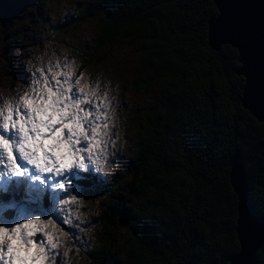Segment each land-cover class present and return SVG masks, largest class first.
<instances>
[{
    "label": "trees",
    "instance_id": "1",
    "mask_svg": "<svg viewBox=\"0 0 264 264\" xmlns=\"http://www.w3.org/2000/svg\"><path fill=\"white\" fill-rule=\"evenodd\" d=\"M1 1L15 15L27 2L45 4ZM84 1V16H70L74 25L80 24L78 17L94 23V50L125 43L135 55L134 89L158 90L125 168L110 180L92 174L79 182L119 188L109 195L117 205L108 203L100 214L98 239L102 247L120 246L115 255L102 248L93 257L98 264H230L240 250L230 160L241 152L251 204L264 221V123L243 106L238 50L210 46L209 20L218 14L217 5L213 0ZM97 53L81 61L99 65L103 58ZM125 212L131 236L121 240L117 229ZM258 259L264 264V246Z\"/></svg>",
    "mask_w": 264,
    "mask_h": 264
},
{
    "label": "snow or ice",
    "instance_id": "2",
    "mask_svg": "<svg viewBox=\"0 0 264 264\" xmlns=\"http://www.w3.org/2000/svg\"><path fill=\"white\" fill-rule=\"evenodd\" d=\"M235 27L225 6L216 32ZM32 76L22 95L0 97V264H70L57 223L71 224L79 182L115 147L113 105L98 82L81 85L74 61Z\"/></svg>",
    "mask_w": 264,
    "mask_h": 264
},
{
    "label": "rangeland",
    "instance_id": "3",
    "mask_svg": "<svg viewBox=\"0 0 264 264\" xmlns=\"http://www.w3.org/2000/svg\"><path fill=\"white\" fill-rule=\"evenodd\" d=\"M43 1L45 4L41 6L37 3L23 4L24 10L17 15L0 2V97L8 100L22 95L33 78L32 74L41 67H47L57 60L62 64L74 61L76 75L83 73L81 85L98 82L100 91L107 92L113 105L110 112L115 147L109 149L107 162L94 173L98 178L110 180L114 173L125 168L134 153L136 134L143 118L155 109L158 101L157 87L134 89V76L138 72L132 48L117 42L105 52L97 53L92 44L94 23L78 17L80 24H73L75 20L70 15L82 16L88 1ZM7 30H11L9 34ZM94 53L103 58L102 63L96 65L91 61L83 64L81 58L89 59L94 57ZM140 77L145 76L140 74ZM117 186L87 188L79 184L83 200L78 206L73 205L76 211L71 217V224L57 223V227L63 229L61 239L65 243L62 250L70 264H98V259L92 253L99 255L96 252L102 248L108 255L110 251L115 255L120 244L113 249L102 247L98 234H101L100 214L107 209L108 203L116 204L109 195H112V191H119ZM129 228L121 225L117 229L118 238L129 239ZM48 230L52 231V227L49 226ZM108 261L111 262V259Z\"/></svg>",
    "mask_w": 264,
    "mask_h": 264
},
{
    "label": "water",
    "instance_id": "4",
    "mask_svg": "<svg viewBox=\"0 0 264 264\" xmlns=\"http://www.w3.org/2000/svg\"><path fill=\"white\" fill-rule=\"evenodd\" d=\"M218 14L209 20V43L219 51L223 45H231L239 52L240 75L245 77L242 96L243 106L264 123V0H213ZM225 6L234 14L236 27L224 35H218L215 21L223 15ZM231 184L238 196L237 236L240 250L230 259V264H261L258 253L264 246V221L254 211L250 200V185L241 152L237 150L230 160ZM130 219L125 212L122 226Z\"/></svg>",
    "mask_w": 264,
    "mask_h": 264
},
{
    "label": "bare ground",
    "instance_id": "5",
    "mask_svg": "<svg viewBox=\"0 0 264 264\" xmlns=\"http://www.w3.org/2000/svg\"><path fill=\"white\" fill-rule=\"evenodd\" d=\"M86 6V5H85ZM91 8V7H90Z\"/></svg>",
    "mask_w": 264,
    "mask_h": 264
}]
</instances>
